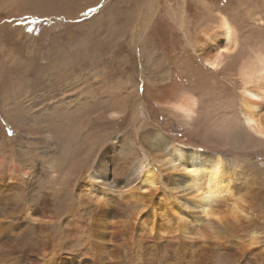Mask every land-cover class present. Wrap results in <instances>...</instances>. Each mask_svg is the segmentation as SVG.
Returning <instances> with one entry per match:
<instances>
[{"label": "rangeland", "instance_id": "1", "mask_svg": "<svg viewBox=\"0 0 264 264\" xmlns=\"http://www.w3.org/2000/svg\"><path fill=\"white\" fill-rule=\"evenodd\" d=\"M221 14L236 27L240 45L225 70L214 71L195 48ZM261 52L264 0H0V223H9L1 227L0 246L16 233L39 241L25 224L15 226L30 205L32 214L47 208L45 214L54 217L45 229L53 241L67 224L74 229L82 222L73 237H61L55 264L72 260L88 234L107 240L104 264H264V142L216 121L226 108L240 105L238 66ZM185 93L200 105L189 129L179 127L172 109ZM201 125L209 145L193 136ZM159 133L238 167L246 175L238 176L234 193L246 178L254 183L262 213L240 220L252 227L242 232L243 241L249 243L255 231L252 244L239 246L232 237L215 240L219 247L208 251L204 240L190 246L179 231L150 234L137 221L141 214L130 231L108 219L98 230L94 209L111 206L96 197L139 191L160 202L171 193L184 206L192 196L185 185L176 186L184 173L161 162L153 144ZM144 157L160 178L157 186L138 190ZM88 179L94 192L84 187ZM28 240L17 248L28 249ZM133 249L139 261H133Z\"/></svg>", "mask_w": 264, "mask_h": 264}, {"label": "bare ground", "instance_id": "2", "mask_svg": "<svg viewBox=\"0 0 264 264\" xmlns=\"http://www.w3.org/2000/svg\"><path fill=\"white\" fill-rule=\"evenodd\" d=\"M238 37L239 35L236 27L228 17L221 14L217 24L212 25L208 31H205L195 51L200 60L214 71L220 69L225 70L227 61L238 51L240 45ZM224 48H227L228 51H223ZM247 57L248 58L244 59L242 64L238 66L236 71L242 87L240 92V105L237 109L226 108L225 111L218 114V119L216 121L218 123L222 120L226 126L243 130L252 137L257 138L260 142H264V136L258 134V131L264 128V52L257 53L253 58L250 56ZM212 64H216L217 67L213 68ZM176 105L180 107L177 108ZM199 107L198 98L193 93H185L181 100L172 105V109L178 117L180 128L189 129L193 125L192 122L198 114ZM222 114L224 115L222 116ZM252 121H255V123H251ZM199 127L200 128L194 132L193 136L201 144L209 145L210 138H208V133H205L204 126L201 125ZM253 129H257L258 131H254ZM255 138L252 139L255 140ZM153 144L156 151L159 152L158 156L161 158V162L168 163L173 170L182 171L184 173V175L179 176V181H177L176 186L180 187L181 185H185L184 190L189 191L192 196L186 199L184 206L181 203L174 202V199L171 198V193L170 195L162 197L160 202L156 199L147 198L148 196L146 197V195L144 197L138 193L139 191H137V194L131 191L130 194L126 196L105 195L102 198L96 197L97 201L101 202L103 207L104 205L111 206L110 208L94 209L93 212L97 222H95V225L99 228L98 230L101 229L100 227L104 226V221L108 219V222L111 221V224L125 223L127 229L130 231L133 227L132 220L138 218L141 214L143 217H139L137 221L141 224L139 225L148 230L150 234H157V236L160 237L162 234L169 232L176 233V231H179L184 234V238L190 240L187 243L190 246L192 245L191 241L198 242V239H200L199 242H202L204 240L202 245L203 247L204 245L205 247L209 245L208 251L213 249L214 246L219 247L218 241L216 242L215 240L229 239L232 237L237 238L239 246L252 244L250 241L253 239V232L255 231L249 236V243L243 241V238L240 237L242 232L252 227L250 224L245 226V224L242 223L243 221L241 222L240 220L241 217L248 219L251 217L260 218L262 211H260V213L257 210H261L259 207L263 206V202L261 203L262 193L254 186V183L248 181L247 178L243 180L241 186L237 187L238 189H236L234 193V182L239 180L238 176L242 177L246 174H244V172L241 173V170H237L238 167L236 168L235 166L229 165L226 160L218 154H211L207 151L186 146L182 143H175L161 133L157 134ZM154 154L156 155L157 153ZM139 167L141 173L138 178L139 186L137 189L157 186L158 179L160 178L158 173L161 171L154 169L153 164H149L146 157H144L142 163L140 162ZM84 187L90 192H94L97 189H95L92 179H88ZM236 193H240V195H236ZM29 206L23 208L25 210V219H22L23 222L20 221V223L15 226L21 228L25 224L23 228L29 229V232L32 234L37 233V238L42 242V247L39 245V241L30 238V240H28L26 238L27 235H24L20 237L23 239V246L27 245L25 241L28 240L29 248H17L20 238L17 236L18 233L13 234L7 241V244L0 246V264H55L54 258L60 255L59 253L63 248L61 237L64 235L70 238L73 235L74 229H83L82 222L78 223L74 229L68 228L70 224L65 223L67 225L61 229L62 236H59L61 240L58 237L56 241H53V237H49L45 233V229L52 220V214H49V212L45 214L47 211L46 208V211H42L40 215L39 213L38 215H34L31 213L32 210ZM19 207L21 208L22 206ZM157 210L159 211L157 212ZM19 212H23L22 209ZM156 215H158L162 222L160 221L158 223L156 221ZM49 216H51V218H49ZM120 216L122 219H117ZM217 216H220L221 219L217 220ZM7 217L10 218V214H8ZM11 217L12 220L16 219V217ZM173 220H175V222H173ZM107 224L108 223H106V226ZM5 225H9V223H5V221L4 223H0V245L3 243L5 237V235L3 236V231L5 230H2L1 227ZM88 227L90 226L88 225ZM115 231H111L110 235L118 239L119 235H117ZM10 232H12V230ZM99 236L102 237L100 242L91 239L89 234L87 237H83V240L80 242L85 246L81 247V249L72 256V260L65 261V264H104V262L107 261L108 255V247L104 245L107 240L105 238L103 239V235ZM213 240L214 242H212ZM49 241L53 244L49 243L52 249L47 253V242ZM23 246L19 247L22 248ZM40 248H42V250H40ZM133 250L135 252L133 261H139L141 256L139 250ZM16 252H20L21 254H16ZM147 252L150 254L151 249L149 248ZM91 253L92 255L90 256ZM181 259L179 258V260ZM60 264L62 263L60 262ZM186 264L189 263L187 262Z\"/></svg>", "mask_w": 264, "mask_h": 264}, {"label": "clouds", "instance_id": "3", "mask_svg": "<svg viewBox=\"0 0 264 264\" xmlns=\"http://www.w3.org/2000/svg\"><path fill=\"white\" fill-rule=\"evenodd\" d=\"M223 50H227L228 51L227 48H224ZM176 107L179 108L180 106L179 105H176ZM253 130L254 131H258L257 129H253ZM258 134L261 135V136H264V128H262L261 130H259L258 131ZM216 219L219 220V219H221V217L220 216H217Z\"/></svg>", "mask_w": 264, "mask_h": 264}, {"label": "snow or ice", "instance_id": "4", "mask_svg": "<svg viewBox=\"0 0 264 264\" xmlns=\"http://www.w3.org/2000/svg\"><path fill=\"white\" fill-rule=\"evenodd\" d=\"M223 51L227 52V50H223ZM212 67H213V68H216L217 65H216V64H212ZM251 123H255V121H252Z\"/></svg>", "mask_w": 264, "mask_h": 264}]
</instances>
